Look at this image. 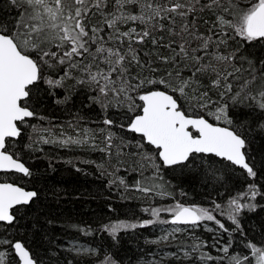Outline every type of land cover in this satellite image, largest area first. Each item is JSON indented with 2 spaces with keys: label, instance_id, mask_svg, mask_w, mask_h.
Wrapping results in <instances>:
<instances>
[{
  "label": "snow or ice",
  "instance_id": "obj_1",
  "mask_svg": "<svg viewBox=\"0 0 264 264\" xmlns=\"http://www.w3.org/2000/svg\"><path fill=\"white\" fill-rule=\"evenodd\" d=\"M8 5L10 13L0 15V173L31 176L9 151V141L20 138L22 126L37 117L33 105L40 103L42 86L46 92L86 87L92 104L105 113L104 127L59 140L41 137V142L90 145L115 155L117 165L127 148L141 179L119 183L145 198L174 200L144 208L150 219L111 222L102 231L115 239L121 231L166 225L148 242L175 244L188 264H195L194 257L203 264H224L225 258L227 264H264V245L247 240L236 245L239 254L230 255L235 248L229 239L217 248L224 255L214 257L201 252L208 245L192 233L203 225L207 232L245 236L238 217L264 207L257 200L264 199V186L255 182L258 171L248 155L253 126L264 132V59L253 60L250 53L264 47V0H8ZM114 127L131 135H120L117 144ZM100 137L102 147L96 143ZM216 164L239 171L245 190L223 204L175 200L164 179L167 170H195L207 183L219 179ZM37 196L15 182H0V223L13 226L19 208ZM184 235L191 243L180 238ZM0 244L11 249L10 256L0 251V264H39L22 242ZM97 264L116 262L105 255Z\"/></svg>",
  "mask_w": 264,
  "mask_h": 264
},
{
  "label": "trees",
  "instance_id": "obj_2",
  "mask_svg": "<svg viewBox=\"0 0 264 264\" xmlns=\"http://www.w3.org/2000/svg\"><path fill=\"white\" fill-rule=\"evenodd\" d=\"M10 11L8 0H0V15ZM250 53L253 60L264 59V47L252 48ZM46 87L42 86L39 93L40 103L33 105L37 117L28 121L30 127L22 126L20 138L9 141V151L26 164L31 176L0 173V179L33 189L38 196L29 205L19 208L13 226L0 223V241H21L39 264H68L69 261L72 264H97L105 255L110 256L116 264H149L153 260L160 264H188V259L183 257L175 244L148 242L158 235V224L121 231L115 239L101 230L102 225L115 221L139 223L150 219L144 208L161 203L171 204L174 200L145 198L119 183V179H123L126 184L133 185L141 179L139 165H134L133 159L127 155V148L124 149L125 155L120 158L121 163L117 165L115 155L109 157L90 145L65 147L59 143H42L41 137L44 135L45 138L47 133H52L47 139L59 140L75 136L84 128L98 130L104 127L102 120L105 116L98 105L92 104L91 92L86 87L60 88L48 92L45 91ZM112 118L117 119L114 110ZM240 118L244 119L243 113ZM250 122L251 117L245 120V123ZM112 131L117 133V144L120 143V135H131L121 133L118 127ZM102 140L103 137L97 140L98 147L103 146ZM248 155L258 171L255 182L264 186V132L255 125L249 133ZM117 167L119 171H116ZM214 169L219 179L207 183L203 176L196 175L195 170L190 172L188 169L167 170L164 179L175 200L186 204L209 206L212 200L223 204L230 196L245 190L244 176L239 171L230 172L220 164L214 165ZM257 200L264 205V199L258 197ZM166 217L164 215L163 218ZM218 218L223 220V217ZM238 219L245 236L235 232H207L203 225L192 230L193 235L208 245L201 252H209L214 257L223 256L224 253L217 251V248L229 239L233 240L235 248V251L230 249V255L239 254L240 248L236 245L243 247V242L247 240L256 242L258 246L264 245V207H257L253 212L245 210ZM210 226L215 227L212 224ZM226 226L234 227L227 221ZM83 228H89L90 233L85 235L79 230ZM180 238L191 243L186 235ZM216 240L220 243L213 248ZM74 241L95 249L97 254H78ZM1 248H5L10 256L11 249L8 246L0 244ZM173 252L176 256L166 255ZM194 259L195 264H203L198 258ZM224 264H227V258Z\"/></svg>",
  "mask_w": 264,
  "mask_h": 264
},
{
  "label": "rangeland",
  "instance_id": "obj_3",
  "mask_svg": "<svg viewBox=\"0 0 264 264\" xmlns=\"http://www.w3.org/2000/svg\"><path fill=\"white\" fill-rule=\"evenodd\" d=\"M27 125H28V127H30V125H29V123H27ZM27 125H25V126H27ZM27 127V128H28ZM50 134H52V133H47L46 135H45V138L47 139L48 137H49V135ZM43 138H44V135L42 136ZM15 175V173H10V175ZM16 175H18V174H16ZM18 180V179H17ZM167 218V217H166ZM120 221H126V222H130V223H138V222H136V221H130V220H120ZM116 222V221H115ZM211 224H210V222H208V226L209 227H211L210 226ZM162 227H168V226H160V225H158V231H159V233H158V235L154 238V239H156L157 237H159L161 234H162V232H161V228ZM204 227V226H203ZM153 239V240H154ZM74 243V245H76V247H83V248H89L88 246H86V245H84V244H82V243H80V242H77V241H74L73 242ZM0 251H4L5 253H6V255H7V251H6V249L5 248H1L0 249Z\"/></svg>",
  "mask_w": 264,
  "mask_h": 264
},
{
  "label": "water",
  "instance_id": "obj_4",
  "mask_svg": "<svg viewBox=\"0 0 264 264\" xmlns=\"http://www.w3.org/2000/svg\"><path fill=\"white\" fill-rule=\"evenodd\" d=\"M17 158V157H16ZM19 159V158H18ZM21 162H23L22 160H21ZM24 163V162H23ZM25 164V163H24ZM26 165V164H25ZM5 181H7V182H13V181H10V180H2V179H0V182H5ZM18 184V183H17ZM20 185V184H19ZM20 186H22V185H20ZM22 187H24V186H22ZM26 190H29V191H34L33 189H29V188H26V187H24ZM17 241H19V240H17ZM21 242V241H20Z\"/></svg>",
  "mask_w": 264,
  "mask_h": 264
}]
</instances>
